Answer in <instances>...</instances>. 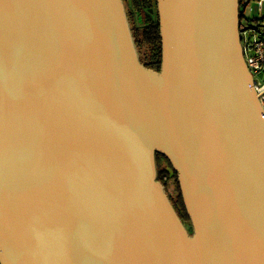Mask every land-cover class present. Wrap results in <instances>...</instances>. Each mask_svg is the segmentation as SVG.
<instances>
[{"label":"water","instance_id":"obj_1","mask_svg":"<svg viewBox=\"0 0 264 264\" xmlns=\"http://www.w3.org/2000/svg\"><path fill=\"white\" fill-rule=\"evenodd\" d=\"M238 1L156 0L154 71L122 0H0V264H264V90Z\"/></svg>","mask_w":264,"mask_h":264},{"label":"built area","instance_id":"obj_2","mask_svg":"<svg viewBox=\"0 0 264 264\" xmlns=\"http://www.w3.org/2000/svg\"><path fill=\"white\" fill-rule=\"evenodd\" d=\"M237 12L241 55L258 95L264 90V0H239ZM257 97L264 111V92ZM162 180L167 181L166 175Z\"/></svg>","mask_w":264,"mask_h":264},{"label":"trees","instance_id":"obj_3","mask_svg":"<svg viewBox=\"0 0 264 264\" xmlns=\"http://www.w3.org/2000/svg\"><path fill=\"white\" fill-rule=\"evenodd\" d=\"M135 43H137L138 46L145 47V55H143V59L140 60L142 64L147 68L158 71L161 64V39L157 19L150 22L148 25H145L138 34ZM155 166L156 180L162 184L164 189L167 187L174 193V196L169 199L173 208L182 222H189V217L186 213L181 196L176 171L172 168L169 160L160 153L155 154ZM163 175H166L167 181L162 180Z\"/></svg>","mask_w":264,"mask_h":264},{"label":"flooded vegetation","instance_id":"obj_4","mask_svg":"<svg viewBox=\"0 0 264 264\" xmlns=\"http://www.w3.org/2000/svg\"><path fill=\"white\" fill-rule=\"evenodd\" d=\"M122 4L131 35L135 43L138 34L145 27V25H148L150 22L156 20V0H122ZM135 45L137 48V43H135ZM137 50L139 56V48H137ZM166 189L169 191L167 187H165V190ZM167 196L170 199V194Z\"/></svg>","mask_w":264,"mask_h":264},{"label":"rangeland","instance_id":"obj_5","mask_svg":"<svg viewBox=\"0 0 264 264\" xmlns=\"http://www.w3.org/2000/svg\"><path fill=\"white\" fill-rule=\"evenodd\" d=\"M156 9H157V7H156ZM253 13H254V14L257 13L256 10H254ZM155 18L158 20V15L155 16ZM134 44H135V43H134ZM135 48H136V46H135ZM137 48H139V58H140V60H141V59H143V57H144L143 55H145V47H144V46L141 47V46H138V45H137ZM137 48H136V51H137V53H138ZM164 190H165V189H164ZM165 191H166L165 193H167V195L170 194L171 197L174 196V193H173L171 190H169L170 192H169L167 189H166ZM171 197H170V198H171Z\"/></svg>","mask_w":264,"mask_h":264}]
</instances>
